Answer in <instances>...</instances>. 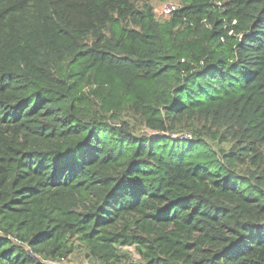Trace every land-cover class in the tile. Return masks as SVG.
I'll return each mask as SVG.
<instances>
[{"label": "trees", "instance_id": "16d2710c", "mask_svg": "<svg viewBox=\"0 0 264 264\" xmlns=\"http://www.w3.org/2000/svg\"><path fill=\"white\" fill-rule=\"evenodd\" d=\"M152 1L0 0V264H264V0Z\"/></svg>", "mask_w": 264, "mask_h": 264}, {"label": "rangeland", "instance_id": "374dc122", "mask_svg": "<svg viewBox=\"0 0 264 264\" xmlns=\"http://www.w3.org/2000/svg\"><path fill=\"white\" fill-rule=\"evenodd\" d=\"M177 0H169L167 1V3L170 4H177ZM151 5L155 8V13H156V17H160L161 15V10L163 12V6L165 5L164 3H160V2H156V1H152ZM122 250L125 251L131 260H138V255L136 254L133 246H126V247H122ZM60 264H97L95 261H92L90 259H87L85 257V253L83 250H78L76 251L74 254L70 255L65 261H63Z\"/></svg>", "mask_w": 264, "mask_h": 264}, {"label": "built area", "instance_id": "2783aa9c", "mask_svg": "<svg viewBox=\"0 0 264 264\" xmlns=\"http://www.w3.org/2000/svg\"><path fill=\"white\" fill-rule=\"evenodd\" d=\"M173 11H175V6L172 5V4H166V5L163 7V13H164V14H170V13H172ZM183 137H184V139H189V138H190L189 135H184Z\"/></svg>", "mask_w": 264, "mask_h": 264}]
</instances>
